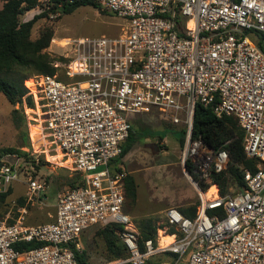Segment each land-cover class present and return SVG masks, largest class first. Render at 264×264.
Here are the masks:
<instances>
[{"label":"built area","instance_id":"built-area-1","mask_svg":"<svg viewBox=\"0 0 264 264\" xmlns=\"http://www.w3.org/2000/svg\"><path fill=\"white\" fill-rule=\"evenodd\" d=\"M93 1L128 22L126 35L68 39L69 82L35 75L27 87L42 133L85 184L57 195L52 222L26 226L22 215L12 225L0 221V264H79L83 233L112 223L121 226L117 235L128 253L114 264H264V0ZM197 104L218 118L235 116L244 130V151L258 163L254 173L244 172L239 192L223 196L212 182L230 159L193 138ZM152 108L185 125L184 173L199 194V208L194 218L166 209L157 244L141 245L124 208L126 172L112 163L130 136L127 117ZM20 176L22 156L0 154V192ZM46 189L45 182L28 178V201H39ZM161 237L172 240L161 244ZM28 243L42 246L17 248Z\"/></svg>","mask_w":264,"mask_h":264},{"label":"rangeland","instance_id":"rangeland-1","mask_svg":"<svg viewBox=\"0 0 264 264\" xmlns=\"http://www.w3.org/2000/svg\"><path fill=\"white\" fill-rule=\"evenodd\" d=\"M42 13H47V16L36 22L32 29L31 39H38L41 32L46 29L52 30L53 39L45 52L57 59H70L71 51L62 46L67 43V39H91L101 36L119 39L124 37L128 30L126 20L104 9L82 6L73 13L65 14L59 10H53V5L48 0H42L36 8L24 11L20 16V21H30ZM59 62L61 68L57 76L63 81L69 82V79L64 75L65 62L60 60ZM34 76L32 75V77ZM28 84L25 83L26 88L29 86ZM14 110H18L17 123L14 122L12 116ZM39 114L36 106L29 108L24 102L22 105H11L6 97L0 94V150L14 148L30 154V159L22 158V176L7 189V191L12 189L11 194L4 201L0 198V221L6 222L8 219H14L18 222L22 215L24 219L21 221L26 226L51 222L56 214L57 195L71 189L67 180L75 177L77 173L65 166L63 156L55 151L47 133H42ZM23 115L26 121L22 118ZM170 115V113L164 114L159 109L152 108L149 112L131 114L127 117L132 121L136 136H140L136 141L144 142L147 140L149 142L146 145L141 143L137 145V149H140L141 158L137 160L140 166V176H147L149 179L157 176L159 171L164 175L170 174V176L158 179L156 185V180L151 182L152 185L145 180H140L136 206L128 205L129 201L126 198L125 212L127 213L126 208L131 206L139 216L157 217L158 223L164 220L163 213H160V208H163L162 205H168L179 198L182 193L180 188H184V181H187L188 184L191 183L184 173V147L178 141L182 136V131H185V125H174ZM160 136H164L169 142H165ZM32 161H36L35 164L40 165V168L33 167ZM117 162L112 163L114 168L117 167ZM30 177L45 182L47 185V189L39 201L32 202L27 199V181ZM7 191L0 192V194ZM239 191V186L231 182L228 194ZM196 195L198 202V192ZM25 198L27 199L26 202ZM22 210H26L27 213H23ZM161 240L163 241V238ZM79 245L80 252H85L87 256L88 264H114L122 260L114 259L107 252L98 227L86 231L80 238Z\"/></svg>","mask_w":264,"mask_h":264},{"label":"trees","instance_id":"trees-1","mask_svg":"<svg viewBox=\"0 0 264 264\" xmlns=\"http://www.w3.org/2000/svg\"><path fill=\"white\" fill-rule=\"evenodd\" d=\"M4 5L0 10V94H3L11 105H22L23 102L29 107L34 108L35 103L31 96H28V89L25 87L30 82L27 79L32 75H57L59 68L53 66L55 61L67 62L64 58H52L45 52L49 48L53 39V31L46 29L41 32L36 40L31 39V33L36 22L47 16V13L35 16L32 20L21 22L20 16L24 11L31 10L40 5L42 0H1ZM53 5V10H59L62 13L70 14L82 6H94L102 9L93 0H75L73 3L69 0H48ZM181 23H179L180 25ZM183 24V23H182ZM18 110L12 112L14 122H18ZM22 118L25 119L23 115ZM26 121V119H25ZM144 134V133H143ZM185 131L179 139L182 147L185 142ZM147 136V134H145ZM244 130L239 124L235 116H224L218 118L211 107H204L197 104L193 119V138H202L204 142L214 150H225L229 155V165L226 172L222 174H213L212 182L216 183L221 195L228 194L230 183L237 184L242 190L246 185L244 181V172L246 170L254 173L257 171V161L249 159L244 151ZM161 139L164 136H160ZM135 130L131 126L130 136L123 146L122 157L131 149L136 142ZM0 154H18L23 159H30V154L22 150L7 148L1 149ZM121 157V158H122ZM33 167L39 169L40 165H36V161L31 162ZM186 168L191 172L194 180L199 179V175L194 172L189 160L186 162ZM71 189L84 186V178L80 173H76L75 177L67 180ZM200 187L206 191L208 185L201 183ZM10 188L7 192L1 193L2 201L11 194ZM125 198L132 203L135 202L137 196V186L132 176H127L124 181ZM25 198V202H26ZM23 205V204H22ZM23 207V206H22ZM199 201L189 207L179 208V210L189 218H194L198 212ZM8 225L15 224L14 219L6 221ZM140 233V242L152 240L157 244L158 234V218L147 217L136 222ZM100 235L103 238L106 250L114 259H127L128 253L121 245L117 235L121 226L118 224H107L98 227ZM42 246L38 243L21 244L17 246L20 250H31ZM143 247V246H142ZM76 258L79 264H88L85 252L76 251Z\"/></svg>","mask_w":264,"mask_h":264},{"label":"crops","instance_id":"crops-1","mask_svg":"<svg viewBox=\"0 0 264 264\" xmlns=\"http://www.w3.org/2000/svg\"><path fill=\"white\" fill-rule=\"evenodd\" d=\"M3 5H4V3L1 1V9L3 8ZM162 139L165 142H169L165 137L162 138ZM140 143L142 145L149 144V142L147 140L144 141V142L136 141L134 143V145L131 147V149L122 158L117 160L118 162H117V165H116L117 166L116 168L125 170L127 176H132L134 178L136 186H137V191H138V184H139L140 180H145L147 183L149 182L151 185H152L151 182L153 180H156L155 181V185H156V184H158V181H157L158 179H161V178H163L165 176H170V174L164 175L163 173H161V171H159L157 176H153L152 178H149V179H148L147 176H144V177L140 176V174H139L140 173L139 172L140 171L139 170L140 166L138 164L139 162H137V160L140 158V149L139 148L137 149V145L140 144ZM183 186H184V188H182V187L180 188L182 193L180 194L179 198L178 199L176 198L175 201L171 202L168 205L167 204L166 205H162L163 208H160V213H163L166 209H168L170 207H176L178 209L179 208H186V207L192 206V205L197 203V195H196L197 192H196L195 187L191 183L188 184L187 181H184ZM128 201H129L128 205H133V207L136 206L137 196H136V200H135L134 203H132L130 200H128ZM55 206H56V204H55ZM158 206L161 207L160 205H158ZM133 210L134 209L131 206H128L126 208V211H127L128 215L136 222L140 221V220H142L144 218H147V217H152L151 215L139 216ZM53 220H54V218H53ZM83 235H84V233H83Z\"/></svg>","mask_w":264,"mask_h":264},{"label":"bare ground","instance_id":"bare-ground-1","mask_svg":"<svg viewBox=\"0 0 264 264\" xmlns=\"http://www.w3.org/2000/svg\"><path fill=\"white\" fill-rule=\"evenodd\" d=\"M67 41H68V39H67ZM67 43H68V42H67ZM67 43H66V44H67ZM66 44H65V45H66ZM62 46H64V45H62ZM28 85H29V86L32 85V81H31V80H30V82H29ZM29 86H28V87H29ZM39 115H40V114H39ZM213 192H214V188L210 189L209 192L206 194L205 197H209ZM162 238H163V237H161V239H162ZM171 240H172L171 237H164V238H163V241L161 240V244L170 243Z\"/></svg>","mask_w":264,"mask_h":264}]
</instances>
